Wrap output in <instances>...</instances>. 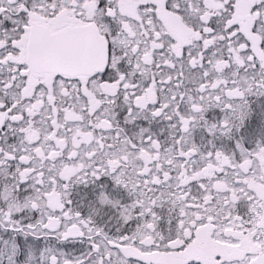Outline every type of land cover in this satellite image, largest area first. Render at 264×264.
<instances>
[{
    "label": "snow or ice",
    "instance_id": "1",
    "mask_svg": "<svg viewBox=\"0 0 264 264\" xmlns=\"http://www.w3.org/2000/svg\"><path fill=\"white\" fill-rule=\"evenodd\" d=\"M0 264H264V0H0Z\"/></svg>",
    "mask_w": 264,
    "mask_h": 264
}]
</instances>
